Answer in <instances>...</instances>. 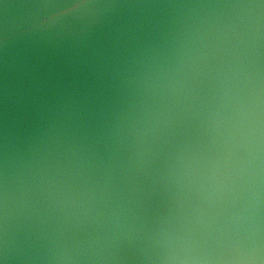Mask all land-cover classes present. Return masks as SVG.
Masks as SVG:
<instances>
[{
    "label": "water",
    "instance_id": "95a60500",
    "mask_svg": "<svg viewBox=\"0 0 264 264\" xmlns=\"http://www.w3.org/2000/svg\"><path fill=\"white\" fill-rule=\"evenodd\" d=\"M0 264H264V2L0 0Z\"/></svg>",
    "mask_w": 264,
    "mask_h": 264
},
{
    "label": "snow or ice",
    "instance_id": "6c2138e0",
    "mask_svg": "<svg viewBox=\"0 0 264 264\" xmlns=\"http://www.w3.org/2000/svg\"><path fill=\"white\" fill-rule=\"evenodd\" d=\"M261 2H264V0H261Z\"/></svg>",
    "mask_w": 264,
    "mask_h": 264
}]
</instances>
